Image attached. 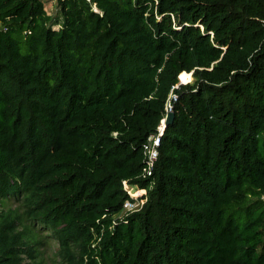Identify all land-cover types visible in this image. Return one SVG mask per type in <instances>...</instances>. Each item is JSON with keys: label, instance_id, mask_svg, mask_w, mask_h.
<instances>
[{"label": "trees", "instance_id": "trees-1", "mask_svg": "<svg viewBox=\"0 0 264 264\" xmlns=\"http://www.w3.org/2000/svg\"><path fill=\"white\" fill-rule=\"evenodd\" d=\"M56 3L0 0V264H264V0Z\"/></svg>", "mask_w": 264, "mask_h": 264}, {"label": "built area", "instance_id": "built-area-1", "mask_svg": "<svg viewBox=\"0 0 264 264\" xmlns=\"http://www.w3.org/2000/svg\"><path fill=\"white\" fill-rule=\"evenodd\" d=\"M175 88H177V86H175ZM170 99L175 100V96L171 95ZM164 111V117L160 121L156 134L149 136L143 146L144 166L139 175L140 179H148L152 176L154 165L158 157L160 137L162 136L165 127L164 123L167 114L172 112V106L169 100L165 105ZM130 187H133L136 190V194L130 193L128 190ZM122 188L129 198L123 203L120 212L113 216V225L111 228L117 223L126 222V217L132 213L140 211L146 202V189H140L136 184H130L127 180L122 181Z\"/></svg>", "mask_w": 264, "mask_h": 264}, {"label": "rangeland", "instance_id": "rangeland-1", "mask_svg": "<svg viewBox=\"0 0 264 264\" xmlns=\"http://www.w3.org/2000/svg\"><path fill=\"white\" fill-rule=\"evenodd\" d=\"M43 4V9L48 16L55 18L59 16L58 6L56 0H40ZM58 29V27H54ZM22 53L25 52L24 46L21 44ZM180 83H182L180 79ZM130 193L136 194V190L132 187ZM0 213L12 215H19V228L24 229V227L30 228L29 222H26L22 215V207L20 203L16 202L14 199H7L0 201ZM36 246L34 259L25 258V263L27 264H61L60 257L58 256V245L55 239L51 236L49 232L43 231L36 233Z\"/></svg>", "mask_w": 264, "mask_h": 264}, {"label": "water", "instance_id": "water-1", "mask_svg": "<svg viewBox=\"0 0 264 264\" xmlns=\"http://www.w3.org/2000/svg\"><path fill=\"white\" fill-rule=\"evenodd\" d=\"M95 12H97V11L95 10ZM189 82H191V81H189ZM179 85H184V83H180L179 82L178 85H177V87ZM173 119H174V114L172 112L168 113L167 114V118H166L165 123H164V126H167V125L171 124L173 122Z\"/></svg>", "mask_w": 264, "mask_h": 264}, {"label": "bare ground", "instance_id": "bare-ground-1", "mask_svg": "<svg viewBox=\"0 0 264 264\" xmlns=\"http://www.w3.org/2000/svg\"><path fill=\"white\" fill-rule=\"evenodd\" d=\"M131 188H132V187L128 188V190L130 191Z\"/></svg>", "mask_w": 264, "mask_h": 264}, {"label": "clouds", "instance_id": "clouds-1", "mask_svg": "<svg viewBox=\"0 0 264 264\" xmlns=\"http://www.w3.org/2000/svg\"><path fill=\"white\" fill-rule=\"evenodd\" d=\"M189 83V82H188ZM185 84V83H184Z\"/></svg>", "mask_w": 264, "mask_h": 264}]
</instances>
